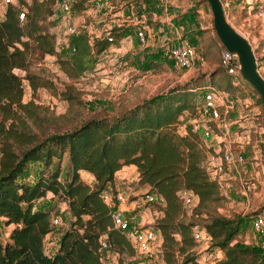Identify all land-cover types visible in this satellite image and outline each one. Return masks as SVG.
Instances as JSON below:
<instances>
[{
  "label": "trees",
  "instance_id": "obj_1",
  "mask_svg": "<svg viewBox=\"0 0 264 264\" xmlns=\"http://www.w3.org/2000/svg\"><path fill=\"white\" fill-rule=\"evenodd\" d=\"M55 1L17 0L29 18L26 33L19 23L16 4L3 1L6 7L0 18V111L9 114L12 103L20 104L22 80L30 79L27 73L15 71L26 70L30 45L23 38L25 34L43 52L57 54L55 33L42 30L36 20L42 13L53 15ZM84 1L75 0L73 7L82 8ZM103 48L105 45H100L96 50ZM192 81L157 92L115 115L91 117L73 129L44 137L13 121L6 127L1 120L0 217L9 229L3 239L0 236V264H105L100 248L102 237L116 254H124L126 248L133 250L132 238L113 226L111 210L101 196L105 189L115 191V172L127 164L137 167L138 182L164 198L161 215L150 226L161 238V255L166 264L171 263L175 250L184 254L180 264H204L202 253L192 250L194 225L209 233L210 249L222 250V257L208 264L263 263V249L237 238L244 219L217 211L216 203L224 196L219 183L201 165L205 150L198 134L190 125L185 132L179 131L182 115L193 114L202 97L196 100L194 89L202 87L204 93L210 87L196 86ZM225 84L221 89L231 93L234 84L231 80ZM32 85L35 87L33 82ZM64 155L66 164L62 167ZM36 161L42 164L37 176L32 180L22 178L28 163ZM82 171L91 174V179H85ZM182 188L194 195L190 211L179 195ZM48 193L61 199L70 216V225L62 229L53 254L44 250V239L53 229L52 208L38 204ZM203 212L206 216L201 224L183 219L184 214ZM117 264H124L120 255Z\"/></svg>",
  "mask_w": 264,
  "mask_h": 264
},
{
  "label": "rangeland",
  "instance_id": "obj_2",
  "mask_svg": "<svg viewBox=\"0 0 264 264\" xmlns=\"http://www.w3.org/2000/svg\"><path fill=\"white\" fill-rule=\"evenodd\" d=\"M179 1L183 2L182 8L191 1L195 3V8L198 9L197 18L205 27L203 30L206 38H201V47L197 48L199 57L190 67L173 65L162 54L156 52L157 55H155L154 51L153 53L148 51L138 39L134 41L131 48L127 47L130 41L128 39L119 40V37H116L118 33L115 31L112 41L101 40L103 36L93 38L84 31L66 33L65 27L72 22L71 16L63 14L57 5H53V15L44 16L42 13L36 20L42 30L47 29L55 33L54 43L55 48L58 47L57 54L43 52L36 46V41L25 34L23 38L27 39L30 45L26 58V70L16 69L15 71L21 75L26 73L30 75L35 87L30 79L24 77L20 104L12 103L10 105L12 112L9 114L0 111V121L3 120L6 127L13 121L18 126L28 127L44 137L55 132L73 129L91 117L115 115L157 92L192 80L196 86L210 84L225 88L226 82L230 80L232 82V76L220 65L223 44L213 27L209 2L207 0ZM223 1L227 20L239 32H245L250 40L242 34L250 42L255 56L261 59L264 49V26L261 19L264 16V0H255L251 10L247 9L245 0ZM5 7L3 1H0V18L3 17ZM260 9L263 12L261 15L257 13ZM28 24L29 18H26L23 24L25 33L28 30ZM95 39L100 40L95 44ZM100 45H105V48L97 51L96 47ZM239 79L240 83L233 85L235 88H230L231 93L229 91L235 105V111L231 113V116L238 118V122L231 127L230 139L226 144H229L233 150H237V142L232 139L236 136L241 137L245 141L247 161L243 165L237 164L229 168V173L225 175L220 184L224 197L217 201L216 209L223 214L243 218L237 238L253 245L256 244L257 236L252 228L251 217L264 210V132L259 134L253 130V127L247 131L245 127L249 124L247 120L250 117L253 123H258V120H262L263 123L264 114L259 93L245 79L244 81L241 77ZM194 90L197 100L202 95L203 89L197 87ZM244 101L250 103L251 109L245 110ZM244 111L246 118L239 117L240 114L244 115ZM188 115L189 112L182 115L179 125L181 133L185 132L189 125ZM245 133L249 134V137L243 138ZM220 143L221 147L225 146V142ZM257 148L260 153L258 163H256L258 159L252 158ZM65 159L66 155L63 156L62 167L66 164ZM41 166L40 162H29L21 177L34 179ZM128 174H131L129 178L117 181L118 190L125 192L128 201H136V215L139 214L141 217L146 212V217L154 223L161 214V205L155 201L146 200V194L152 192L150 187L138 182L134 171H129L126 175ZM82 175L85 179L87 178L86 172L82 171ZM244 180L254 182L252 189L245 193L241 185V181ZM38 204L52 208L51 222L55 216L60 218L57 224L52 222L53 229L44 239L45 252L53 254L58 246L62 229L70 225V216L66 213L65 204L57 195L51 196L48 193L38 200ZM204 216H206L205 212L192 216L184 214L183 219L194 220L201 224ZM134 222L138 224L137 221ZM147 225V222H143L137 227ZM8 229L9 227L0 217L1 239L7 235ZM192 247L194 252L195 245ZM102 252L105 264H117L119 255L124 264H166L157 247L148 256L135 247L133 250L126 248L124 254L113 253L109 247L103 249ZM183 255L179 250H175L174 256L170 257V264H180ZM202 261L205 264L209 263L204 255Z\"/></svg>",
  "mask_w": 264,
  "mask_h": 264
},
{
  "label": "built area",
  "instance_id": "obj_3",
  "mask_svg": "<svg viewBox=\"0 0 264 264\" xmlns=\"http://www.w3.org/2000/svg\"><path fill=\"white\" fill-rule=\"evenodd\" d=\"M3 1L16 4L19 23L21 26H23L24 20L27 18L24 5L19 4L17 0ZM55 2L63 14L69 15L74 10H77L73 7V2H75V0H56ZM245 2L249 7L250 5L253 6L255 0H245ZM258 8H260V6ZM257 13L262 14V10L260 9ZM130 16L137 23V27L135 29L137 39L141 44H146L148 37L147 26L141 24L142 18L133 10H130ZM79 31L80 28L73 22L68 23L65 27L66 33H77ZM100 36H103V38L107 39L108 41H112L114 39L113 33L107 31L105 33H100V35L97 37ZM56 49H58L57 46ZM160 52L164 57L172 59L180 67H190L195 61V49L190 43L186 41L176 42L167 39L160 46ZM261 54V59H258L256 56L255 58L257 70L264 77V49L262 50ZM220 65L227 73L232 76V83L234 85L240 83L239 78L242 75L239 71L237 56L224 46L221 49ZM243 104L245 110L250 108V103L244 101ZM234 111V99L231 97L230 93L224 89L210 85V87L202 94L201 99L196 103L194 113L187 116L188 124L190 125L191 129L198 134L201 141V146L205 150V156L201 161V165L207 171L209 176L215 179L219 185L222 183L225 175L229 173L230 167L236 166L237 164L243 165L247 161L245 141L241 137L236 136L234 139H232V141L237 142V150H233L229 144H226V142H229L230 139L229 133L231 127L234 125V123L238 122V118H232L231 116V113ZM239 117L246 118L245 111L244 115L240 114ZM247 121L249 122V124L245 127L247 128V131L253 127V130L255 132H259V134L264 132V119L263 123L262 120H258V123H253L251 117L248 118ZM244 137H249V134H246L243 136V138ZM222 141L225 142L224 147H221L220 142ZM253 145L255 146V143ZM255 152L256 154L252 156V158L258 159L256 160V163H258L260 160L258 155L260 154L259 148L255 149ZM241 185L245 193L246 191H250L252 189L254 182L244 180L241 181ZM179 195L183 204L188 208V211H190L191 207L194 205V195L192 191L182 188L179 190ZM101 196L111 210L113 226L121 231L126 232L127 235L132 238L133 245L137 250L146 256L151 255L155 247L161 251V238L158 234V231L154 227L150 226L153 223L139 229H131L128 219H126L120 212V209H118L117 204L127 200L125 192L119 190L113 192L110 189H105L103 190ZM146 200L153 202L155 201L161 206L164 204V198L153 192L146 194ZM52 222L57 224L60 222V218L55 216L52 219ZM251 223L252 228L254 232H256L257 236L256 245L264 250V214L260 212L254 214L251 217ZM192 235L195 241L194 251L196 253H202L201 262H203V255L209 261V263H213L222 257L221 249L209 248L211 236L204 228L194 225L192 229ZM108 247L107 240L105 237H102L100 239V248L103 250Z\"/></svg>",
  "mask_w": 264,
  "mask_h": 264
},
{
  "label": "crops",
  "instance_id": "obj_4",
  "mask_svg": "<svg viewBox=\"0 0 264 264\" xmlns=\"http://www.w3.org/2000/svg\"><path fill=\"white\" fill-rule=\"evenodd\" d=\"M182 4L183 2L179 0L178 2L177 0H85L82 8L74 10L69 15L71 21L87 35L98 38L97 36L102 32L114 33L115 31L119 34V40L128 39L130 41L127 47L131 48L137 40L135 33L137 23L130 16V10H133L142 18L141 24L147 26V43L141 45H145L148 51L160 53V46L167 39L176 42L186 41L194 47L196 59L199 57L197 48L201 47V38H206L203 30L205 27L197 18L196 4L191 1L183 8ZM247 9L251 10V5L247 6ZM261 19L264 26V16ZM241 33L248 38L245 32L241 31ZM165 58L178 66L172 59ZM129 171H134L135 178L138 179V170L134 164L123 165L115 172L114 186L120 179L129 178L131 174L126 175ZM86 173L87 179L90 180L91 174ZM114 188L115 191L118 190L117 186ZM135 202L125 200L119 202L117 207L126 219L129 218L128 221L131 222L130 226L133 229H139L137 226L143 222H147L148 225L152 224L151 219L146 217V212L141 217L139 214L136 215ZM260 213L264 214V210ZM134 221L138 224L136 225Z\"/></svg>",
  "mask_w": 264,
  "mask_h": 264
},
{
  "label": "water",
  "instance_id": "obj_5",
  "mask_svg": "<svg viewBox=\"0 0 264 264\" xmlns=\"http://www.w3.org/2000/svg\"><path fill=\"white\" fill-rule=\"evenodd\" d=\"M213 16V27L220 42L237 56L242 77L259 93L264 114V77L257 70L254 50L248 39L226 18L221 0H207Z\"/></svg>",
  "mask_w": 264,
  "mask_h": 264
}]
</instances>
